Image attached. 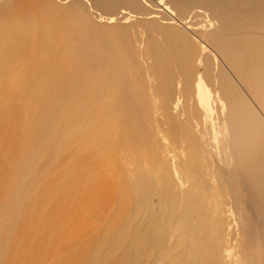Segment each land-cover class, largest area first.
<instances>
[{"label": "rangeland", "instance_id": "rangeland-1", "mask_svg": "<svg viewBox=\"0 0 264 264\" xmlns=\"http://www.w3.org/2000/svg\"><path fill=\"white\" fill-rule=\"evenodd\" d=\"M160 6L165 0H124L115 11L154 19V36L163 37L178 29L166 27ZM99 13L107 12L96 0H0L9 22L0 36V189L6 176L17 178L0 200V264L37 208L49 213L63 198L74 206L110 174L114 195L82 210L85 227L45 264H264V239L256 247L244 234L243 218L255 219L252 199L236 186V172L223 174L221 143L231 105L249 126L263 124L253 113L264 109V58L249 51L264 42V27L230 29L213 11L185 8L179 18L194 34L181 32L182 45L217 40L229 53L172 63L152 54L161 43L145 38L150 24L122 25L114 39L93 22ZM173 66L191 77L194 96L180 84L168 98ZM106 68L107 97L80 91L82 74ZM255 134L264 137V127ZM36 230L35 239L44 234Z\"/></svg>", "mask_w": 264, "mask_h": 264}, {"label": "bare ground", "instance_id": "bare-ground-1", "mask_svg": "<svg viewBox=\"0 0 264 264\" xmlns=\"http://www.w3.org/2000/svg\"><path fill=\"white\" fill-rule=\"evenodd\" d=\"M96 1L97 4L104 5V10L107 13L97 14L98 20L93 19L94 23L106 29L107 32L109 31L113 38L116 39L118 36L116 32L119 33L122 25L130 23L134 25V20L138 23L147 22L153 29V33L150 36H145V38L147 37L149 41L155 44L159 41L161 43L160 50L151 53L159 55L160 58L167 55L172 63L176 62L178 58L183 57L186 63L190 62V60L192 61V58L195 61L197 54L203 55L207 50L210 55H214L216 58L217 56L219 57L222 51L226 54L229 53V46L223 45L217 40L203 41L201 39L197 42H192L188 48L182 45L180 41L182 38L178 37L181 32L194 34V31L179 18L180 12L185 8L200 7L213 11L217 13L221 26L230 29H248V27L259 29L264 27V0H165V6L158 7L159 11L156 14L165 15L166 27L171 26L178 29V31L174 30L173 34L168 33L163 37L154 36L155 34H161L160 27L153 25L154 19H143L139 13H135L133 10L115 11L124 0ZM140 3L142 4V2ZM144 9H147V5L145 4ZM28 13L22 14L24 16ZM172 20H175V22ZM8 25L4 19L0 18L1 37L7 33L5 30L9 28ZM249 52L252 56L264 58V42H255ZM232 60L235 63L238 61L236 57L232 58ZM109 69L106 68L104 73L98 74L95 77L82 74L85 77L82 79L78 78L80 91L93 94L95 90L96 100L107 97L113 90L110 78L107 79V77H110ZM168 69L169 74L165 79V85L169 90L167 94L168 98L169 95L171 98L175 96L177 87L180 84L187 87L186 93L188 96H194L195 88L191 77L182 73L175 66ZM199 79L202 83V78L200 77ZM201 88L202 84H199L200 94L202 93ZM229 88V86L225 87V89ZM225 100L231 105L228 99ZM256 107L258 110L253 113V119H259L263 124L255 128V126L248 125L250 122H254L250 117L239 109L233 110L231 105V111L224 118L221 143L223 162L226 163L223 174L228 179V175L231 174L230 172H233L232 175L236 172L237 178L234 180L236 186L252 199L255 219L246 216L242 221L245 236L256 240L257 247L258 239L259 241L264 239V137L258 136L255 132H258V128L262 130L264 127V109L258 105ZM162 110H165V108L158 103L156 110L158 112L157 117L163 121ZM102 127L105 131L106 128ZM4 135L5 141L11 138L9 130H6ZM5 146L6 143L0 144L1 150ZM1 174L2 169H0ZM108 178L111 181H98L93 184L86 194L79 197L78 203L74 206L73 204L70 206L68 201L63 198L59 203L57 202L49 213L42 215L41 211L38 212L37 208L34 217L31 218L32 221L29 227H23L17 235L15 239L16 243L9 250L3 264H45L47 259L55 255L64 254L68 248L70 238L75 236L86 225L84 223L85 220L81 217L82 210H92L96 202H101L114 195L113 186L115 182L113 179H115V176L110 174ZM4 180V184L0 189V200L11 196L17 184V178L14 174L6 176ZM223 180L222 176L221 181ZM241 204L243 203L241 202ZM36 228V232L43 230L44 234L40 238L35 239L32 233ZM49 236L51 239H49ZM20 239H23L26 244L24 247L28 251L25 248H21L22 245L20 244L23 241Z\"/></svg>", "mask_w": 264, "mask_h": 264}]
</instances>
